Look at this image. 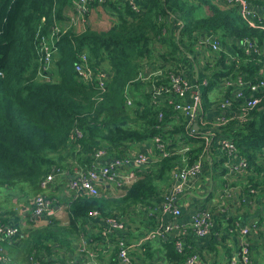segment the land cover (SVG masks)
<instances>
[{"label": "trees", "instance_id": "16d2710c", "mask_svg": "<svg viewBox=\"0 0 264 264\" xmlns=\"http://www.w3.org/2000/svg\"><path fill=\"white\" fill-rule=\"evenodd\" d=\"M73 1L0 0V193L19 189L31 200V195L41 193L40 182L53 166L90 164L93 153L102 148L111 158H121L142 145L155 144V139L161 137L171 156L150 163L147 174H141L126 193L120 192L119 198L105 188L98 198L85 195L73 199L68 226L52 219L47 228L32 232L31 239L36 244L32 251L39 250L43 243L72 248L82 235L97 243L104 242L106 239L93 229L98 228L100 220L104 226L108 217L123 219L130 227L136 216H142L148 232L156 230L157 218L149 215L157 213L155 209L172 184L174 168L182 164L184 155L177 154V149L182 145L190 147L189 164L202 155L203 140L188 136L186 118L168 106L160 109L164 112L160 121L159 110L152 105L144 83L137 80L140 72L146 70L145 62L153 60L155 44L168 45L163 36L168 30L164 22L169 21L170 14L185 24L184 34L194 41L197 32L204 31L212 32L224 44L234 38H257L264 42V31L249 27L235 7L217 6L212 0H146L147 6L139 11L132 9L129 0H108L103 6L114 12L115 23L108 30L88 27L81 33L69 28L55 46L52 81L44 83L38 75V46L50 34L53 23L66 20ZM249 1L264 10V0ZM171 44L167 57L156 61L175 60L177 44ZM81 53L88 55L94 71L108 74L105 92L98 83H85L77 75L75 63ZM223 54L214 69V81L203 93L205 111L215 108L210 111L212 117L222 113L218 103L224 97H209L214 85L231 75L255 80L263 66L259 57L248 56L243 50L238 52L239 63ZM129 86L133 98L130 106L125 96ZM249 116L243 126L230 122L221 129L248 159L249 183L264 190V111L258 109ZM76 128L83 136L74 141L72 134ZM196 133L200 135L199 130ZM214 221L217 228L225 218L214 217ZM114 236L111 237L117 244L125 231ZM174 241L158 240L166 249L167 263L185 264L193 253L187 247L180 254Z\"/></svg>", "mask_w": 264, "mask_h": 264}, {"label": "built area", "instance_id": "2783aa9c", "mask_svg": "<svg viewBox=\"0 0 264 264\" xmlns=\"http://www.w3.org/2000/svg\"><path fill=\"white\" fill-rule=\"evenodd\" d=\"M108 0H74L71 10L72 16L68 15L62 23H53L50 34L44 36L38 48V75L40 79L46 83L52 81V63L57 52L56 43L59 42L61 36L67 33L69 28H77L85 26L88 23L92 7L103 6ZM132 9L139 11L134 0H129ZM225 4L230 7H235L238 10L240 17L249 27L264 31V10L252 6L249 0H225ZM166 31H164L165 33ZM240 44L241 48L248 56L259 57L263 63L260 77L255 80L244 79L239 75L227 78L226 88L232 89L229 97L224 96L218 103V109L222 112L230 111L232 108L238 110L229 117L216 115L213 120V128L218 131L230 121L239 119L245 122L249 119V113L258 110L262 106L264 98V42H260L257 38H246L243 40L235 39ZM200 44L208 47L213 53L220 52L222 44L214 34H209L199 41ZM78 62L75 63V71L79 78L85 83L96 82L102 92L106 90V81L108 74L104 71L96 72L89 65V57L86 53H81L78 56ZM231 61L238 62L235 57H230ZM137 80L144 83L145 91L149 95L152 105L157 108L158 118L160 121L164 119V112L160 109L171 107L174 111L182 114L187 121L186 132L191 138H199L198 129H206L208 123L204 117V90L199 85H190L180 73V68L176 59L173 61H155L151 69L140 72ZM136 80V81H137ZM208 82L205 87H208ZM129 86L125 91L126 101L128 105L133 104V98L130 96ZM190 100V102H188ZM82 133L76 128L72 134V139H82ZM201 137V136H200ZM203 140V150L200 158L193 164H189L187 153L190 147L187 145L180 146L176 153L184 155L182 164L176 165L172 175V186L166 190L164 200L160 204L157 212L160 210L164 213H170L175 218L182 216L180 209L181 196L185 193L186 185L189 180L195 179L203 170V157L210 150V139L201 137ZM156 158H168L171 156L168 146L164 143L161 137L155 139ZM220 150L226 154L231 163L228 165L229 175L246 177L249 175V162L236 146L233 139H224L220 142ZM264 152V150H263ZM174 153V154H176ZM94 160L90 164L71 163L66 167L53 166L47 175L41 180V193L36 194L31 200L26 210L37 218L45 219L47 223H51L56 214L55 205L57 199H53L47 193L52 186L63 180L66 192L71 195L72 200L84 197L85 195L98 198L102 196L103 190L109 186H113L120 192L126 191L140 180L141 174H147V167L150 163L155 162L149 155L141 150H131L128 155L121 158H111L106 150H97L92 155ZM264 160V154H263ZM136 167L137 170H135ZM99 183H103V188L99 187ZM255 193V189L250 190ZM238 195L234 190L227 189L225 191L226 201ZM51 197V198H50ZM95 217V213L90 214ZM215 213L211 209L199 208L192 217L191 228L195 235L202 238H207L213 234ZM103 235L107 238L116 232L127 230L126 222L116 217H108L104 219ZM236 227L240 232V246L236 257L231 261L232 264H254L252 259V244L250 239L253 236H258L264 233V221L253 222L249 227ZM240 228H239V227ZM177 227L159 224L156 230L151 231L142 239V243L146 241H157L166 239ZM23 234L22 229L17 224H7L5 216L0 212V241L10 243L14 238H18ZM177 252L184 253L185 246L182 240L178 239L175 243ZM118 258L122 264H131L130 249L131 247L123 237L118 240ZM3 249L0 248V260L4 259L2 255ZM200 254H195L186 258L185 264H197L200 259ZM91 259L85 264H96L94 255H90ZM34 264H41L39 260L32 257ZM59 264V263H46Z\"/></svg>", "mask_w": 264, "mask_h": 264}, {"label": "crops", "instance_id": "0c3cea01", "mask_svg": "<svg viewBox=\"0 0 264 264\" xmlns=\"http://www.w3.org/2000/svg\"><path fill=\"white\" fill-rule=\"evenodd\" d=\"M212 1L217 6L227 8L224 6L226 5L224 0ZM134 5L140 10L141 8H145L147 3L146 0H134ZM106 9L103 6L92 7L87 25L77 27L78 33L87 30L88 27L93 28L94 25H97L96 19L98 18V13L102 10L106 11ZM69 10L68 15L71 14L70 16H72L73 10L71 8ZM107 10L108 15L113 17L114 12L110 9ZM172 15H169V21L167 19L164 22L168 26V30H165L166 32L163 37L166 38L168 45L165 46L162 43L155 44L157 49L154 52L153 60L145 62L146 70L154 66L157 58H161V56L167 57V54L172 50L171 43L175 42L177 44L175 59L180 68V73L191 86L199 85L205 91V83L208 82V86H211V83L214 81V69H216L218 61L223 57V53L227 55V58L235 57L239 61L238 52L243 49L237 41L228 40L225 44L220 42L222 44L220 52L213 53L208 47L199 43L201 39L212 34V32L198 31L197 41H194L193 37L189 38L187 34H184L185 24ZM227 78L229 77L220 79L219 83L214 85V89L209 95L211 99L216 100L221 96H227L231 93L232 89L226 88ZM214 109L212 107L203 113L208 127L206 129H198L197 127V130L200 132V139H202V136L210 139V150L202 159L203 170L201 174L195 179L188 181L185 193L181 196L180 209H182V216L175 218L170 213H164L161 210L156 214L150 213L149 216L157 218V227L159 224L173 227L179 226L167 236L166 240L173 238L175 243L178 239L182 240L183 245L185 248L188 247L191 250L192 255L200 254L197 264H232L231 261L238 253L241 239L237 228L231 232L233 224L234 226L249 227L253 222L258 221L261 223L264 221V190L252 187L248 181L250 173L246 177L229 175L228 165L231 163V160H228L227 155L220 150V142L227 139V136L223 134L222 129L216 131L213 128V120L216 115L212 117V112L210 111ZM259 109L264 111V98L262 106ZM237 110V108H234L230 111H224L222 114L230 118ZM247 121L242 122L239 119H235L230 122L243 126ZM229 124L227 123L224 127ZM180 144L181 141H179L178 146ZM139 150L145 152L151 159H157L154 143L142 145ZM133 168L137 170L136 167ZM64 183L63 180L57 182L47 194L49 196L54 195L58 201L55 205L56 214L53 219L61 223L62 226L67 227L69 223V205L72 198L66 192ZM103 185V183H99V187L103 188ZM106 188L116 198L122 196L120 195V190L115 187L107 185ZM227 189L234 190L238 195L226 201L225 191ZM251 189H255L256 192L251 193ZM10 195V191H1L0 212L5 216L7 224L19 225L23 234L18 238H14L10 243L0 241V247L3 249L2 255L4 256V259L0 260V264H34L32 257L39 260L41 264L50 262L59 264H85L91 259V254L94 255L96 264H122L118 258L116 241H113L112 235L109 238L103 235L104 226L102 220L99 221L98 228H94L93 232L102 235L106 239L104 242L97 243L93 238H88V235H82L72 248L67 249L59 244L43 243L41 246H38L39 250L34 248L32 251V247L36 246L31 239L32 232L47 228L49 225L45 219L37 218L33 213L27 211L26 205L21 204L18 198L9 201ZM199 208L211 209L215 213L216 218L222 220L225 218L223 225L220 227L217 224V228H215L214 223V229H220V232L215 230L207 238L195 235L191 228V221ZM94 218L97 219V216ZM145 222L146 220L142 216H136L135 223H131L132 225L125 230L124 237L129 241L128 244L131 247L129 254L131 264H169L167 263L166 249L161 244L162 242L159 243L157 240L142 243V239L149 233ZM227 228L230 229V233H227ZM113 237H115L114 234ZM148 242L151 243L150 246L147 245ZM250 243L252 244V259L254 264H264V233L256 237L253 236L250 239Z\"/></svg>", "mask_w": 264, "mask_h": 264}, {"label": "rangeland", "instance_id": "374dc122", "mask_svg": "<svg viewBox=\"0 0 264 264\" xmlns=\"http://www.w3.org/2000/svg\"><path fill=\"white\" fill-rule=\"evenodd\" d=\"M104 7V6H103ZM105 9V7H104ZM109 9V8H108ZM107 12V13H106ZM97 21V25L93 26V29H97V30H108L110 29V27L115 23V16L111 17L108 15V10L106 9V11L102 10L101 12L98 13V18L96 19ZM138 150V149H137ZM10 196H9V201L14 200V198H18V200L20 201L21 204H24L26 206L29 205V201L30 199L24 197L23 192H21L19 189L10 192ZM121 195V194H120ZM34 196L31 195L30 198L32 199ZM53 199H56L54 197V195L51 196ZM50 197V198H51ZM11 205V204H10Z\"/></svg>", "mask_w": 264, "mask_h": 264}]
</instances>
